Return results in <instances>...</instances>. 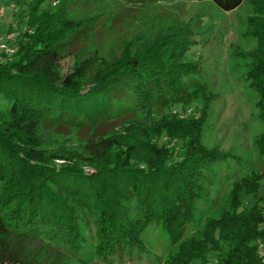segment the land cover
I'll return each mask as SVG.
<instances>
[{
  "label": "trees",
  "instance_id": "16d2710c",
  "mask_svg": "<svg viewBox=\"0 0 264 264\" xmlns=\"http://www.w3.org/2000/svg\"><path fill=\"white\" fill-rule=\"evenodd\" d=\"M201 1L231 11L243 0ZM58 3L26 4L27 14L15 18L17 34L6 40L12 53L0 50V264H109L144 253L142 233L150 225L170 243L180 241L167 264H264L258 248L264 242V174L235 186L233 212L224 224L208 225V244L181 241L206 194L204 171L225 156L205 151L196 132L136 126L84 140V155L43 153L41 124L92 130L125 114L181 105L205 88L196 63L182 60L190 43L175 33L125 50L88 78L82 65L62 75L60 62L97 22L95 16L62 18ZM252 57L244 74L260 94L264 119V48ZM259 139L264 151V133ZM244 196L251 204L242 203Z\"/></svg>",
  "mask_w": 264,
  "mask_h": 264
},
{
  "label": "rangeland",
  "instance_id": "374dc122",
  "mask_svg": "<svg viewBox=\"0 0 264 264\" xmlns=\"http://www.w3.org/2000/svg\"><path fill=\"white\" fill-rule=\"evenodd\" d=\"M57 1V14L62 18L79 20L95 16L93 20L97 22L93 33L76 43L60 62L62 75L67 76L82 65L84 76L88 78L96 69L122 56L125 50L131 53L156 36L175 33L176 38L183 37L190 43L182 60L196 63V77L205 88L181 105L125 114L99 123L92 130L41 124L38 134L43 153L84 155V140L93 136L123 135L136 126H147L153 132L158 126L167 128L168 133L184 129L196 132L205 151L225 156L209 163L204 171L206 194L195 204L193 219L187 224L181 241L208 244V225L212 222L224 224L223 217L233 212L232 196L239 191L235 186L264 174V151L259 143L264 133V119L259 116L257 105L260 94L244 74L253 62V53L264 48V33L258 32L264 29L261 27L264 17L259 16V13L264 14V0H243L231 11H222L212 2L201 0L142 4L127 0H46L50 7ZM34 2L0 0V8L4 9L0 15V43L6 42L8 35L17 34L15 18L26 15V4ZM194 117L195 121H188ZM166 144L170 145L171 141ZM54 159L57 164L63 162V158ZM83 170L88 174L93 172L87 165ZM262 193L264 191H260ZM247 202L251 204L252 199L244 196L242 203ZM146 227L142 233L145 252L109 264H167L176 256L180 241L170 243L158 226ZM258 243L264 257V242ZM65 262L81 264L72 259H65Z\"/></svg>",
  "mask_w": 264,
  "mask_h": 264
},
{
  "label": "built area",
  "instance_id": "2783aa9c",
  "mask_svg": "<svg viewBox=\"0 0 264 264\" xmlns=\"http://www.w3.org/2000/svg\"><path fill=\"white\" fill-rule=\"evenodd\" d=\"M3 11L4 9L0 8V15H2ZM12 36L13 35H8L6 39L11 40L13 38ZM0 50H3L6 53H12L13 49L11 48V46H9L7 42H4V43H0Z\"/></svg>",
  "mask_w": 264,
  "mask_h": 264
}]
</instances>
